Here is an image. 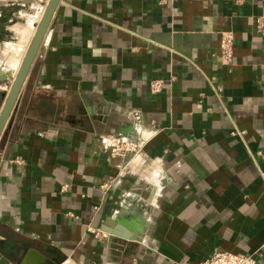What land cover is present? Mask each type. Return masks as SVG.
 Listing matches in <instances>:
<instances>
[{
  "label": "crops",
  "instance_id": "crops-1",
  "mask_svg": "<svg viewBox=\"0 0 264 264\" xmlns=\"http://www.w3.org/2000/svg\"><path fill=\"white\" fill-rule=\"evenodd\" d=\"M43 3L0 0V107ZM260 15L264 0H58L0 133V264H200L216 249L264 264ZM116 132L143 162L100 147ZM117 225L138 238L111 239Z\"/></svg>",
  "mask_w": 264,
  "mask_h": 264
},
{
  "label": "built area",
  "instance_id": "built-area-1",
  "mask_svg": "<svg viewBox=\"0 0 264 264\" xmlns=\"http://www.w3.org/2000/svg\"><path fill=\"white\" fill-rule=\"evenodd\" d=\"M258 31L264 33V15L256 19ZM234 33L230 29L222 30L219 37V50L222 63L231 65L233 56ZM162 79L153 78L149 81V90L151 93H157L162 89ZM240 133V131H239ZM100 147L109 153L111 157H124L130 155V159L136 157L139 159V153L142 149V143L131 138L126 133H101L99 135ZM264 155V151H259ZM144 159H139L143 162ZM118 167H124V164H117ZM67 183H63L61 189L67 188ZM103 186L106 183L102 184ZM255 253L233 252L226 249H216L210 256L203 259L200 264H256Z\"/></svg>",
  "mask_w": 264,
  "mask_h": 264
},
{
  "label": "water",
  "instance_id": "water-1",
  "mask_svg": "<svg viewBox=\"0 0 264 264\" xmlns=\"http://www.w3.org/2000/svg\"><path fill=\"white\" fill-rule=\"evenodd\" d=\"M58 0H46L43 12L40 19L35 24V30L28 43L26 51L21 59L17 72L12 77L9 83V88L3 93V102L0 107V133L5 125V122L9 116V113L14 105L19 89L26 76L30 63L41 43L43 34L50 21L51 15L56 7ZM105 231L106 228H105ZM111 239H127L138 238L137 235H131L128 230H124L117 225L114 230H109Z\"/></svg>",
  "mask_w": 264,
  "mask_h": 264
},
{
  "label": "rangeland",
  "instance_id": "rangeland-1",
  "mask_svg": "<svg viewBox=\"0 0 264 264\" xmlns=\"http://www.w3.org/2000/svg\"><path fill=\"white\" fill-rule=\"evenodd\" d=\"M35 1H37V2L40 3V4L43 3L42 0H35ZM7 88H8V87H7ZM7 88H6V89H7Z\"/></svg>",
  "mask_w": 264,
  "mask_h": 264
},
{
  "label": "bare ground",
  "instance_id": "bare-ground-1",
  "mask_svg": "<svg viewBox=\"0 0 264 264\" xmlns=\"http://www.w3.org/2000/svg\"><path fill=\"white\" fill-rule=\"evenodd\" d=\"M43 5H45V0H44ZM34 15H35V14H34ZM11 72H12V71H11ZM12 74H13V76L15 75L14 73H12ZM13 76H12V77H13ZM11 79H12V78H11ZM7 87L9 88V86H7Z\"/></svg>",
  "mask_w": 264,
  "mask_h": 264
}]
</instances>
